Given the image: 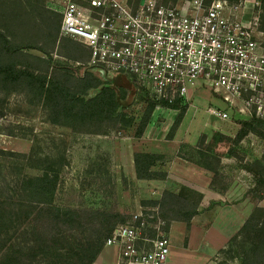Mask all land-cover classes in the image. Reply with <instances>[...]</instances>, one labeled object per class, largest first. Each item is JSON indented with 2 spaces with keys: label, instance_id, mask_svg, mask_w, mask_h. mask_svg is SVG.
<instances>
[{
  "label": "rangeland",
  "instance_id": "1",
  "mask_svg": "<svg viewBox=\"0 0 264 264\" xmlns=\"http://www.w3.org/2000/svg\"><path fill=\"white\" fill-rule=\"evenodd\" d=\"M8 1L0 0V13L4 11L6 16L12 12ZM50 1L31 0L28 10L30 12L34 5H41L54 18L56 16L48 8ZM160 2L172 5L177 1ZM259 3V12L264 20L263 4L260 0ZM2 25L6 26L5 30L8 29L6 31L14 41L54 46L52 37L56 21H51V30L45 28L38 15L15 23L7 18ZM25 52L46 57L34 49ZM53 52L55 58L59 57L56 58L58 61H64L57 55L56 49ZM73 62H70L71 65ZM190 102L193 108L186 110L175 133L171 130L182 111L162 108L156 109L143 136L137 137L146 111V105L138 100L131 109L119 112L125 115L122 119L126 122L116 125L113 118L106 127L103 119L104 133L100 135L97 132L102 120L70 119L68 123L75 129L54 125L43 105L32 104L26 94L0 91V198L15 196L20 199L16 190L22 187L21 181L25 177L52 173L58 175V191L54 198L56 206L119 214L121 223L118 225L125 224L131 222L139 211L148 213L154 208L146 206L152 201L150 197H155L151 194L152 190L134 183L126 173L134 156L133 151L165 150L174 158L186 159L205 169H217L222 176L218 188L228 186V190L221 193L223 201L212 200L208 204H203L204 195L195 191L201 201L194 224L190 228L181 224L179 227H184L186 231L177 234V237L171 238L168 234L172 246L170 264H243L244 245L235 242V239L247 216L255 208L264 207V176H259V183L256 178L259 161L264 160V138L250 130L246 125L247 119L237 115L209 88L192 91ZM209 107L227 111L231 121L223 123L208 116L206 110ZM90 124L93 126H86ZM176 135L179 139L173 141L170 147L159 142L172 140ZM203 136L207 137L205 142H202ZM223 136L232 139V142H220ZM153 138L156 141L151 145L146 143ZM231 149L233 156L229 154ZM169 158L157 163L158 166L161 169L167 167ZM211 174L209 180L212 182L214 175ZM187 178L197 183L199 189L205 188L209 182L197 175H188ZM174 187L180 191L184 188L180 189L178 182ZM150 225L155 227L156 222L151 221ZM22 234L20 231L8 239L6 249L0 242V259L13 241L20 247L26 246L31 237ZM149 235L153 237L154 231L150 230ZM113 249L106 252L111 253ZM25 263L31 264L29 260Z\"/></svg>",
  "mask_w": 264,
  "mask_h": 264
},
{
  "label": "built area",
  "instance_id": "2",
  "mask_svg": "<svg viewBox=\"0 0 264 264\" xmlns=\"http://www.w3.org/2000/svg\"><path fill=\"white\" fill-rule=\"evenodd\" d=\"M48 5L63 17L60 36L91 52L87 63H72L81 75L94 70L111 85L127 77L156 100L188 109L193 108L191 92L206 87L237 115L264 121L259 0H177L172 5L160 0H51ZM206 114L231 121L227 111L216 107ZM165 225L158 207L141 210L114 229L105 248L118 250L117 264H169L172 246Z\"/></svg>",
  "mask_w": 264,
  "mask_h": 264
},
{
  "label": "trees",
  "instance_id": "3",
  "mask_svg": "<svg viewBox=\"0 0 264 264\" xmlns=\"http://www.w3.org/2000/svg\"><path fill=\"white\" fill-rule=\"evenodd\" d=\"M30 1L9 0V8L12 12L8 16L4 11L3 14L0 13V91L26 94L32 104L43 105L54 125L75 129L74 125L68 123L70 119L102 120L97 134L104 133L103 119L106 127L113 118L116 125L126 122L122 119L125 115L119 112L131 109L138 100H141L146 105V111L139 124L137 137L143 136L158 107L182 111L171 130L172 133L178 131L188 109L187 105L178 103L170 107L165 102L156 100L138 83L133 84L129 91L121 88L118 95L107 82L93 73L85 71L80 75L70 62L87 63L91 58L90 51L84 45L60 36L63 19L60 13L52 10L53 15L56 16L53 18L49 16L51 12L42 9L41 5H34L29 12ZM169 1L165 0V3ZM260 1L264 8V0ZM34 15H38L48 30H51V21H56L57 25L52 37L54 46L50 44L46 47L39 46L32 41L21 43L14 41L7 33L8 29L5 30L6 26L2 25L7 18L15 23L25 17L27 20L32 19ZM28 49L38 50L46 57L30 55L25 52ZM53 49L57 50V55L64 61H58L54 57ZM246 125L264 138L263 120L252 118L247 120ZM206 139L207 137L203 136L202 142ZM220 142L229 143L232 139L223 136ZM229 154L234 155L232 149ZM162 159L163 156L156 154L136 153L137 178L166 179V173L153 171L157 162ZM207 170L214 175L211 189L225 193L228 186L218 188V182L222 177L219 171L213 168ZM261 175L264 176V160L259 161L257 183ZM21 183L22 187L16 190V193L20 194V199L15 196L0 198V242L2 246L4 243L6 249L7 240L20 231L25 237L31 238L27 240L25 247H20L13 241L1 257L0 263L26 264V260H29L31 264L33 262L95 264L105 248L106 240L121 223L119 221L121 215L56 206L54 203L58 191L56 174L45 173L42 176L25 177ZM198 197L195 191L187 187L182 188L178 193L165 190L160 201H150L146 206L159 208V215L166 223L164 232L169 233L173 222L184 223L191 227L193 219L199 214L201 200ZM235 242L244 245L243 264H264V207L253 210Z\"/></svg>",
  "mask_w": 264,
  "mask_h": 264
},
{
  "label": "crops",
  "instance_id": "4",
  "mask_svg": "<svg viewBox=\"0 0 264 264\" xmlns=\"http://www.w3.org/2000/svg\"><path fill=\"white\" fill-rule=\"evenodd\" d=\"M48 8H50L49 5H48ZM56 58H59V57L56 56ZM86 71L93 73L96 77H98L99 79L104 81L102 79V77L96 71L90 70V69H87ZM126 82H128V84ZM135 83L136 82L132 81L131 79H129L127 77H120L117 79L115 85H111L109 83H108V85L112 89H114L119 95L121 88L129 91L130 89H132V85ZM100 135H102V134H100ZM178 136L179 135H176L175 138L172 140L166 139V140H160L159 142H164L165 143L164 146L170 147V145L173 143V141L179 139ZM153 139H154L153 141L151 140V141L146 142V143L151 145L153 142L156 141V138H153ZM142 142H145V141L142 140ZM182 142L183 141H181V143ZM184 142H186V141H184ZM143 145H145V144H143ZM136 153H151V154L163 156V159L157 163H161L162 161H164L168 157H170L168 162H167L168 163L167 167L163 166L161 169L158 166V164H156V166L153 168V171L160 172V173H166L167 174L166 179H163V180H161V179H158V180H139L137 178L136 167H135V154ZM171 154L172 153H168L165 150H158V151L153 152V151L148 150V149H146V150L141 149L139 151H138V149H135L133 151L134 156H133V159L130 163V168L128 170H126V173H129V175H130L129 178L134 183L139 184L140 186H143V187H146V188H149L152 190L151 194L155 195V197H153L151 195L152 197H150V200H152V201H160L162 198V193L165 190H169V191L178 193L180 190L178 189V187L177 188L174 187V184L176 185V182L179 183L180 189L182 187H187L189 189H192L194 191H198L199 193L203 194L204 195V199L202 201L203 204H208V203L212 202V200L217 201V202L224 200L223 194L211 189V180H209V179H210V176H212V174L209 170L203 168L202 166L192 164L186 159H182L180 157L174 158L173 156H171ZM188 175H194V176L197 175V177H201V178H204L205 180H209L208 185L205 186V188L199 189L198 188L199 186L197 183L192 182L190 179L187 178ZM207 176H209V177H207ZM247 218H248V216H247ZM245 222H246V220H245ZM181 224H184V223H180V222H173L172 223L171 228H170V232H169L171 235V238H173L174 236L177 237V234H182L183 232L186 231L184 229V227H179V226H181ZM192 224H194V219L191 223V226H192ZM178 243H180V240ZM110 248H114L113 249L114 251H111V253H109V252L107 253L106 250L110 249ZM117 262H118V250L115 247H107V248H104L103 252L99 256V258L95 262V264H117ZM169 264H170V259H169Z\"/></svg>",
  "mask_w": 264,
  "mask_h": 264
}]
</instances>
